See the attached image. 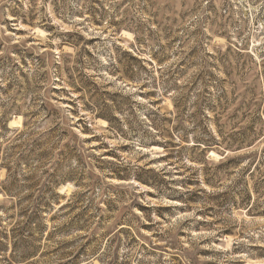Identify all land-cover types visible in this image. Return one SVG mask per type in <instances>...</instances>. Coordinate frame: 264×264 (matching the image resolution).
<instances>
[{
    "label": "rangeland",
    "instance_id": "374dc122",
    "mask_svg": "<svg viewBox=\"0 0 264 264\" xmlns=\"http://www.w3.org/2000/svg\"><path fill=\"white\" fill-rule=\"evenodd\" d=\"M0 264H264V0H0Z\"/></svg>",
    "mask_w": 264,
    "mask_h": 264
},
{
    "label": "bare ground",
    "instance_id": "6f19581e",
    "mask_svg": "<svg viewBox=\"0 0 264 264\" xmlns=\"http://www.w3.org/2000/svg\"><path fill=\"white\" fill-rule=\"evenodd\" d=\"M21 120H22V118H21V117H19V120H18L17 122H21ZM14 122H16V121H13V123H12V124H14Z\"/></svg>",
    "mask_w": 264,
    "mask_h": 264
}]
</instances>
